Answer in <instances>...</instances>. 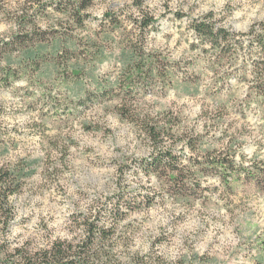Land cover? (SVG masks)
<instances>
[{
  "label": "clouds",
  "instance_id": "obj_1",
  "mask_svg": "<svg viewBox=\"0 0 264 264\" xmlns=\"http://www.w3.org/2000/svg\"><path fill=\"white\" fill-rule=\"evenodd\" d=\"M46 2L52 5L47 7L46 12L54 18L59 17L53 12L58 0ZM0 3L4 13L11 10V19L0 14L6 25L0 29V54L11 53L15 60L20 49L28 43L27 39H23L25 33L29 39H34L33 34L44 32L48 22L38 13L34 24L21 26L17 19L21 15L19 5L14 0H0ZM194 5L198 7L194 8ZM38 7V4H32L30 14ZM107 11L113 15L105 17L101 14ZM208 11H212L213 16L205 21L203 14ZM177 12L186 15L177 19ZM83 13H90L82 16L87 30L77 28L75 35L91 37L101 31L110 33L108 39L97 42V47L102 46L105 54L96 57L94 52L86 50L84 57L79 58L84 63L82 76L72 78L69 71L68 83L58 78L50 94L43 97L40 94L47 92V87H41V82L33 79L31 87L37 91L31 102L34 107L38 105L35 111L27 110L29 101L23 94H19L14 103L5 106V111L0 113V141L4 142L7 151L0 152V168L11 169L15 174L24 167L22 160L48 151L44 149L40 152L37 147V140L43 145L48 138L43 127L44 118L38 121L37 112H47L48 116L59 113V121H49V125L65 127L70 131L73 123L78 122L86 112L94 108L98 110L107 101L108 113L97 121V126L103 131L93 133L92 141L61 142L68 158L50 165L56 168L48 185L56 186V207L64 211L65 216L82 212V218L91 221L96 228L95 232H91L82 225L78 232L72 234L75 240L60 233L52 237L53 240L57 237L63 240L65 247L69 241L73 243L74 254L69 259L75 264H116V261L132 264L134 259L137 264H177L192 244L194 229L204 228L205 224L230 233L225 241L228 246L240 244L248 234L232 231L230 218L235 219L236 205L230 202L229 193L240 192L241 185L245 183L248 173L241 169L252 170L254 166L264 169V97L252 101L243 98L251 84L259 83L260 77L247 82H241L240 78L245 75L246 69L251 74L252 60H264V54L241 52L237 46L233 63L220 67L212 56L218 55L214 52L216 45L227 46L226 35L231 37V43H235V28L241 21H246V29L255 25L256 31L262 30L260 22L264 21V0H94L93 7L84 9ZM201 23L210 26V35H201L196 31V26ZM190 24L193 27H189ZM241 39L247 41L249 37L242 36ZM177 40L181 43L183 54L173 47ZM193 44L194 49L190 47ZM85 48L88 49V46L85 45ZM118 52H126L127 56L120 57ZM151 57L157 61L163 57L169 63L153 64L148 62ZM86 58L92 62L88 63ZM7 62L0 59V65ZM146 62L149 68H156L158 72L163 68L171 69L172 75L167 79L171 81L174 78L177 85L184 80L193 83L198 79L206 82L208 77L216 80L217 76L231 72L229 79H236L237 84L232 92L221 89L220 95L225 101L231 100L232 111L252 129L254 135L244 144L254 143L256 150L248 153L240 144H229L232 136L228 134V124L216 119L222 111L219 103L215 105L217 111L210 113L213 123L204 131H200L199 120L192 124L185 120L181 124L169 125L166 113L154 111L146 100L167 96L174 90L172 85H166L147 72L143 76L132 73V81L125 79L132 68L143 67ZM109 66L112 71L108 70ZM233 68L236 70L233 71ZM73 80L81 81L82 92L79 88L69 91ZM117 82L119 87H116ZM128 83L132 88L125 92L124 86ZM44 84L48 82L44 81ZM101 87L103 91L99 90ZM237 90L241 94L239 103L233 95ZM117 120L119 123L113 127ZM158 127L162 130L153 132ZM129 131L135 135H125ZM189 137L202 140L203 146L197 148L195 143L189 144ZM14 141L20 142L19 150L13 148ZM209 147L215 151L209 153ZM82 152L91 155L85 157ZM168 153L175 159H170ZM229 155L226 167H207L213 160L218 162ZM169 167H175L181 179L167 181L165 186L167 176L161 173ZM233 169L236 170L235 175ZM261 176H264V171ZM237 177L239 183H235ZM177 195L189 196L192 200L177 202ZM14 201H17L16 196H8L5 206L12 205ZM140 206L145 210L155 206L159 212L150 216L145 211L142 217L122 223L130 210ZM190 206L197 210L198 215L194 218L186 210ZM255 206L264 207V191L250 194L248 201L242 205L245 211ZM181 208L185 210L181 211ZM19 218L17 214L16 220ZM185 219L188 223L182 224ZM129 223L135 228L130 229ZM258 227L259 234L264 236V221H258ZM104 233H111V238L106 239ZM255 234L253 232V239ZM27 239L24 230L17 227H11L7 233L0 232V246H6L3 255L11 254L13 264H17L21 258L15 255V249H25V254L45 250L44 245L37 241L29 247L25 243ZM196 251L200 252L199 249Z\"/></svg>",
  "mask_w": 264,
  "mask_h": 264
},
{
  "label": "rangeland",
  "instance_id": "obj_2",
  "mask_svg": "<svg viewBox=\"0 0 264 264\" xmlns=\"http://www.w3.org/2000/svg\"><path fill=\"white\" fill-rule=\"evenodd\" d=\"M90 2L88 8L93 7L94 0H87ZM16 4L19 5V11L21 15L17 19L22 21L25 20V24L21 23V26H26L28 24H34V18L39 13L43 15L44 19L48 22L47 29L42 32L41 39L30 40L26 46L20 49L19 55L15 60L12 59L11 53H6L4 58L8 62L2 64L3 69H0L2 75L0 76V113L5 111V106L14 103L19 94H23L28 99L27 110L29 112L35 111L36 107L32 104V97L36 96V89L31 87L33 79L39 80L41 82V87H47L48 91L41 93V97L50 94V90L55 86L58 78L62 80L65 84L68 83L70 77L68 72L70 71L72 78L81 77L84 73V63L80 62L79 58L84 57L86 50L94 52L96 57H101L104 55L103 47H97V42L100 39H108L110 33L101 31L100 33H93L91 37H81L75 35L76 29L79 28L82 31H86L85 25L81 23L84 14L83 9L81 11V18L76 19L72 13L65 11L66 8L58 10L53 8L54 13H58L59 17L54 18L51 14L46 12L47 7H51V3L46 2V0H40V7L36 9L35 12L30 14L31 4L27 3L25 0H14ZM82 0H58L56 5L63 6L64 4L80 5ZM167 7V5H165ZM198 5H194V8ZM99 11V9H96ZM193 9H190L192 11ZM11 13V10H9ZM9 13H4L3 5L0 3V14L2 16H7L11 19ZM105 17L112 16L113 13L110 11L101 12ZM183 15L181 12L176 13L177 19H181ZM204 19H208L213 16L212 11H208L203 14ZM246 21H241L236 25L235 31L237 33L235 43L228 42L226 47L221 50V46L214 48V52L218 55H213L212 59L218 62V67L228 65L233 63L236 58V47L238 46L241 52L247 51L250 53L259 52L264 54V47L258 46L255 40V35L258 33L253 25V33H250L251 29L245 28ZM264 21L260 22V28L263 27ZM5 20L0 18V29L5 27ZM115 27V25H114ZM189 27H192L190 24ZM40 35V34H35ZM195 37V33H193ZM242 36H247L249 39L243 41ZM36 37V36H34ZM88 46V49L85 48ZM173 47L175 50L183 54V49L179 40H177ZM191 48H195V44L190 45ZM64 50H68L67 53ZM63 52V53H62ZM61 53V54H59ZM207 55V50H205ZM118 56L126 57V52H118ZM59 56V57H58ZM88 63H91L90 58H86ZM127 63V59L125 60ZM150 63L153 64H167L169 61L164 60L163 57L159 61L155 57L149 58ZM207 63V61H206ZM261 65V66H259ZM259 66V68H257ZM109 71H112V67L109 66ZM233 71L236 69L233 68ZM147 72L149 75H153L155 79L162 80L166 85L171 84L173 91H170L167 96H154L151 99L146 100L153 110L156 112L166 113L167 123L181 124L185 120L192 124L195 121H201L200 131H204L213 123V117L210 115L212 112H216L217 109L215 105L219 103L221 105V113L216 117L218 120H222L228 124V134L232 136L229 141L230 145L240 144L245 152L251 153L256 150V144L249 143L244 144L245 141L250 139V136L254 135L252 129L248 128L244 121L232 111L233 104L231 100L225 101L220 95L221 89H225L228 92H232L233 87L237 84L236 79H229L231 77V72H226L224 75L217 76L216 80L208 77L206 82L204 79H198L196 83L191 80H184L179 85L175 83V79L168 80L167 77L172 75L171 69L163 68L159 72L156 68H149L147 62L143 67L132 68L129 75L125 78L127 81H132L134 79L132 73L137 76H143ZM213 75H215L213 73ZM9 76L6 84L4 83L6 77ZM256 76L260 77L259 83H253L249 86L246 96L243 98L246 101L255 100L257 97H264V60H252V73L249 74L247 69L245 75L241 77V82H247L249 80H254ZM217 80L219 81L217 83ZM44 81L48 84L45 85ZM80 80H73L71 85H69V91H75L79 88V91H83L80 87ZM215 86V87H213ZM116 87H119V82H117ZM131 83L125 84L124 91H131ZM103 91L101 87L99 89ZM215 93V94H213ZM237 97V103H239V90L233 93ZM118 99V97H114ZM108 113V102L105 101L98 110L92 109L91 112H86L83 117L78 121L73 123L71 130L65 127L50 126L49 121L55 120L59 121V113H54L52 116H48L47 112H37L38 121L42 117L44 118L43 127L46 130L47 139L44 140L43 145H40L39 140L36 141L37 147L40 152L44 149H48L47 152H43V155L37 153L31 159L25 158L27 166L25 167L28 172L25 178V186L21 193L16 195L17 201H14L16 206V215L19 214V220H14L10 223L7 229L0 232L7 233L11 227H17L24 230V235L28 237L26 244L30 247L33 241H37L39 244L44 245V248L48 247L50 243L55 240H61L59 237L53 240L52 237L60 233L64 236H72L73 233L78 232L82 225L87 219H83V213H71L65 216L64 211L56 207L58 195L56 186L48 187L52 174L56 172V168L50 167V165L55 162L59 164L61 160L67 159V152L63 149V144L76 143L78 141H92L93 133L99 134L103 129L97 126L98 119L106 116ZM201 117L204 119L201 120ZM119 123L117 120L112 124L113 127ZM199 132L196 136L199 137ZM125 135L134 136L135 133L132 131L126 132ZM70 137V138H69ZM32 139H36L33 137ZM198 147L203 146V141L195 139ZM2 142V141H1ZM0 142V143H1ZM4 143V142H3ZM0 152H6L7 149L4 145L0 144ZM13 148L19 150L20 142L14 141L12 144ZM209 153L215 151V149L209 147L207 148ZM82 155L87 157L91 155L87 152H82ZM230 158L226 156L220 161L213 160L207 167H226L227 160ZM243 158V157H241ZM79 162V158H77ZM199 165V161L196 162ZM35 165V167H33ZM241 171H246L247 177L245 183L241 185V190L238 193H229L230 202L235 207V219L230 218V222L233 225V232L247 233L245 240L240 244L234 246H228L225 241L227 240L230 233L226 231H221L220 229H213L210 225L205 224L204 228H195L193 235L194 239L192 244L188 246V250L185 251L184 255L177 261V264H264V236L259 234L258 221H264V207L255 206L248 211H245L242 205L248 201L250 194L254 195L257 191H264V176H261V169L259 166H254L252 170L241 169ZM236 170L233 169V175H235ZM177 175V171H169L164 175ZM135 175V174H134ZM181 179V177H180ZM179 179V180H180ZM177 180V181H179ZM167 181H173L169 177L165 181V186H167ZM173 181V182H177ZM239 177H237L235 183H239ZM199 187V185H197ZM28 193V195H25ZM41 196L42 199H35V197ZM177 202L183 200L185 202H190L192 200L189 196L176 197ZM29 205H31L29 207ZM181 208V211H184ZM190 217H195L198 215L197 210L194 206H190L186 209ZM147 213L155 215L159 212V209L152 206L145 210L144 208L132 210L127 214L125 219L122 221H133L137 218L143 216ZM182 224H187L188 220L185 219L181 222ZM129 228L134 229L135 225L129 223ZM253 232H255V239H253ZM75 240V237L72 236ZM63 241V240H61ZM64 242V241H63ZM69 243H72L69 241ZM6 246H0V255L5 252ZM199 249L203 254L197 252ZM39 251V250H38ZM21 252V253H20ZM26 253L25 249L17 248L15 249V255L21 259L17 261V264L23 261V256ZM37 252V251H36ZM191 252V255H189ZM30 253V252H29ZM5 263L12 262L11 254L3 255L1 259Z\"/></svg>",
  "mask_w": 264,
  "mask_h": 264
},
{
  "label": "trees",
  "instance_id": "obj_3",
  "mask_svg": "<svg viewBox=\"0 0 264 264\" xmlns=\"http://www.w3.org/2000/svg\"><path fill=\"white\" fill-rule=\"evenodd\" d=\"M25 1L27 3H30L31 5L32 4H38L40 7V0H25ZM89 6H90V2H88L87 0H82V3L80 5L79 4L78 5L64 4L63 6L55 5V7H56L55 9L62 10L64 8L68 7L69 9L66 8V10H64V12L68 11L69 13H72L76 19H79V18H81L80 14H81L82 9L84 10V9L88 8ZM208 18H209V16H208ZM25 20L26 19H22L21 23L25 24L26 23ZM207 20L208 19H205V21H207ZM80 22L83 23L82 20ZM193 24H194V22H193ZM262 26H263V27H261L262 30L259 32L257 31L258 33H256V35H255V40H256V42H257L256 44L258 46L264 47V25H262ZM192 27H193V25H192ZM196 31L199 32L201 35H204L205 33H207L208 35L211 34V28L207 23H201L200 25H197ZM253 31H254V29L252 28L250 33H253ZM35 34H40V35H35ZM33 35L36 36V37H34L35 39L36 38L37 39L43 38L42 32H36ZM23 39H27L28 42L30 40H34V39H29L27 33H25V36ZM225 39L227 41H230L231 37L226 35ZM27 44H29V43H27ZM217 46H219V45H216L215 48ZM223 48L224 47H222L221 50ZM64 51L69 53L68 50H64ZM6 53L7 52L0 54V59H3ZM59 54H61V53H59ZM259 66H261V65H259ZM259 66H257V68H259ZM3 68H4V66L0 65V69H3ZM1 75H2V72H0V76ZM8 78H9V76L6 77V79L4 81L5 84H6V81L8 80ZM0 84H1V81H0ZM161 130L162 129H160L158 127V128L153 129V132H159ZM187 142L189 144L195 143L196 147L200 148V147H198L197 142L193 137H189ZM1 143L4 145L3 141ZM168 155H169L170 159H175L174 157L171 156V153H168ZM21 163L24 165V167H21L15 174L13 173V171L11 169L5 170V169L0 168V228H2V230L7 229L9 227L10 223L14 220V218L16 216V206H15L14 202L12 205L5 206L7 203L8 196H16V195L20 194L22 189L24 188V186L26 184L25 178H26V175L28 172L26 171L25 167L27 166V162L22 160ZM157 163H160V162L157 161ZM169 171H177V170L175 169V167H169L163 173H161V175H163ZM166 176L169 177L173 181L174 180L177 181L180 179V176H178L176 174L175 175L170 174V175H166ZM141 208H143V206H140L136 209H141ZM136 209H134V210H136ZM131 211L132 210H130L129 212H131ZM125 217H124V219H125ZM84 226H86L88 228V230L91 232L96 231L94 224L89 220H85ZM104 237L106 239H110L111 233H104ZM73 247H74L73 243L68 242L67 247H65L63 241L55 240L52 243H50V245L48 247H46L44 251L39 250L35 253H27V254H25L23 252L25 255L23 256V261L20 264H75V262L73 260L69 259V257L74 254L73 253ZM76 247H80V246L77 245ZM49 253H51V255H49ZM0 264H12V262L5 263L3 260L0 259ZM116 264H121V262L116 261ZM132 264H137V260L134 259Z\"/></svg>",
  "mask_w": 264,
  "mask_h": 264
}]
</instances>
